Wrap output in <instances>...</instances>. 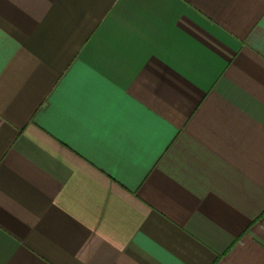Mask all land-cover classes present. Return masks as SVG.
<instances>
[{
  "label": "crops",
  "instance_id": "1",
  "mask_svg": "<svg viewBox=\"0 0 264 264\" xmlns=\"http://www.w3.org/2000/svg\"><path fill=\"white\" fill-rule=\"evenodd\" d=\"M0 264H264V0H0Z\"/></svg>",
  "mask_w": 264,
  "mask_h": 264
}]
</instances>
